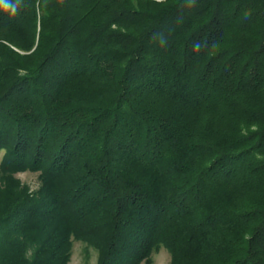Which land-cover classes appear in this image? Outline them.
I'll return each mask as SVG.
<instances>
[{
  "label": "trees",
  "instance_id": "1",
  "mask_svg": "<svg viewBox=\"0 0 264 264\" xmlns=\"http://www.w3.org/2000/svg\"><path fill=\"white\" fill-rule=\"evenodd\" d=\"M16 7L0 11V264H68L72 238L97 264L160 245L171 264H264V0Z\"/></svg>",
  "mask_w": 264,
  "mask_h": 264
},
{
  "label": "rangeland",
  "instance_id": "2",
  "mask_svg": "<svg viewBox=\"0 0 264 264\" xmlns=\"http://www.w3.org/2000/svg\"><path fill=\"white\" fill-rule=\"evenodd\" d=\"M4 151L0 152V162ZM21 186H26L30 192H35L40 188L41 182L39 173L25 171L14 175ZM2 182L0 181V186ZM99 257L98 249L85 240L72 238L71 257L68 264H97ZM141 264H171V254L169 250L160 245L155 248L150 257Z\"/></svg>",
  "mask_w": 264,
  "mask_h": 264
},
{
  "label": "clouds",
  "instance_id": "3",
  "mask_svg": "<svg viewBox=\"0 0 264 264\" xmlns=\"http://www.w3.org/2000/svg\"><path fill=\"white\" fill-rule=\"evenodd\" d=\"M20 2V0H15V3H8L7 0H0V11L8 13L11 11L12 14L16 12V5Z\"/></svg>",
  "mask_w": 264,
  "mask_h": 264
}]
</instances>
